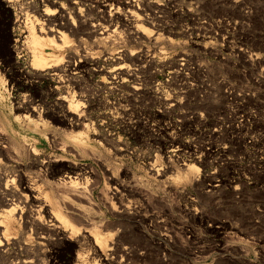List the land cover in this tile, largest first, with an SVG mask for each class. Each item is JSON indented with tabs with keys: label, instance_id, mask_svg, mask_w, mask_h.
I'll return each mask as SVG.
<instances>
[{
	"label": "rangeland",
	"instance_id": "1",
	"mask_svg": "<svg viewBox=\"0 0 264 264\" xmlns=\"http://www.w3.org/2000/svg\"><path fill=\"white\" fill-rule=\"evenodd\" d=\"M128 1L142 9V32L125 21ZM59 8L109 35L61 29L69 44L44 49L70 65L56 77L33 70L22 40ZM63 96L84 106L79 145L53 121ZM29 100L43 113L35 129L18 117ZM0 135L11 156H0V176L26 175L70 220L66 239L46 231L47 215L46 230L31 227L37 204L1 183L0 212L24 213L10 233L1 227L0 264H102L103 233L114 264H264V0H0ZM65 175L79 176L78 198L60 194ZM122 204L141 216L117 214Z\"/></svg>",
	"mask_w": 264,
	"mask_h": 264
},
{
	"label": "bare ground",
	"instance_id": "2",
	"mask_svg": "<svg viewBox=\"0 0 264 264\" xmlns=\"http://www.w3.org/2000/svg\"><path fill=\"white\" fill-rule=\"evenodd\" d=\"M125 3H126L125 4L126 7L129 8V11L125 15V21L127 22V24H132V25L134 24L133 30L136 33L142 32L143 26L140 23H142L144 21V19L139 14V12L142 11V9L137 8L138 11L132 9V7H134V4H132L131 1H128V2H125ZM40 16H42V18L44 19V22L45 21H48V22H46V23H44V22L36 23L37 25H33V24L30 25L28 34L26 36H24L23 40H22L23 41L22 46L27 47L28 50H30V52L32 53V57H33L32 68H33V70L37 71L38 73H40V71L48 70L49 72L52 73V74L50 73L52 76L59 77V74L63 70H65V67L66 66H70V65H66L65 62L63 63L62 61H59V59L56 58L54 55H51V54L45 55L44 54V49L46 48V46L52 48L53 50H63L69 44L70 40H69L67 34L65 32H63L61 29H67V28L71 29V32H72L74 37H76V36L80 37L82 35V33L84 31L82 28H86L88 30V32H90L89 35L92 36V38L93 37L97 38L99 35H104V34L109 35L108 31L107 32L106 31H101V28H102V27L100 28L101 25H99V26L98 25H92L91 22H85V21L81 22V17H80L79 14H76V18H77L78 21H76V20H75V22H74V20L72 21L70 19V15L65 11L64 8H59L58 10H56L55 13H53L52 18H49V17H51V15L49 14V12L47 10H45L44 13H42ZM147 19H146V24H149V27H150V24H158V23L155 22L156 19H154L155 21L153 20V18H152V20H150V19L147 20ZM46 24L47 25H49V24L50 25L58 24V25L50 27V26H46ZM16 26H17V24H16ZM151 27H154V26H151ZM146 31H148L147 28H146ZM92 33L94 35H91ZM156 33L157 32H153V36H157ZM95 35H97V36H95ZM107 37L108 36L98 37L97 39L104 40ZM155 40H159L158 36L155 38ZM13 41H15V43H16V45L14 44L15 45L14 50H17L18 49L17 45L19 44V42L17 40H13ZM11 48L13 49V47H11ZM14 50H13V52H14ZM10 52L12 53V50ZM2 53H4V52H2ZM48 60L52 61L53 63L51 64V66L46 67L48 65V62H47ZM44 67H46V68H44ZM125 69L126 68L122 65V66H119V67L113 69L111 71V73L119 74V73H122L123 70H125ZM29 101L31 103H28V104H25V105H22V106L20 105V111H23V112L18 117H19V119L22 122H26L27 123V125L29 126L28 127L29 129H32V128L35 129V128H38V126H41V123L45 124L44 121H42L43 120L42 119L43 118V116H42L43 113H42V111L39 110L37 105H34L32 103L33 102L32 100H29ZM58 103L60 105L59 111H58V113H53V118H54L53 121H55L56 123L66 127V129H69L71 131L70 132V137L72 138V140L76 144L79 145L80 143H82V139L84 138L85 135H87V132H88V129H87L88 125L85 123L86 119H85V115H84V112H85L84 106L82 104H78V103L77 104H73L74 102L73 101H68L66 96H63L58 101ZM48 118H50V117H47V119ZM3 142H4V140H3ZM6 147L7 146H4L3 144H0V156H3V159L7 162V161L11 160V156H9L10 158L6 156L8 154V152H7V154H5L6 151H7ZM4 165H6L5 162H4V164H0V167H3ZM1 169H3V168H1ZM1 169H0V171H1ZM190 170H192V169L190 168ZM47 171H48V169H47ZM154 172L155 171H153V173ZM161 175H163V174L161 173ZM158 176H160V175H158ZM182 176H184L183 179H186V177L188 175L184 174ZM78 179H79V176H76V175L75 176L65 175V176L61 177V179L58 180L59 184H60V189L62 188L61 191H60V194L62 196H65V195L77 196V198H78L79 194H81V193H79L80 192V190H79L80 188L78 186H81V184H82V183H80L78 181ZM16 180L18 181V184H19L18 186L21 187L20 189H17L14 186V183L16 182ZM81 180H84V178L81 179ZM1 183H6L7 186L10 187V188L6 189L7 192H8L7 195L10 196V198H15L14 200L18 199L20 201V203H22L21 200L24 199L25 202H27V203L30 202V201H33V202H35L37 204L36 210L30 211L28 213V215L26 216V219L30 220L31 227H34V228H36L38 230L42 229V228L44 230H46V228H47L48 230H46V231H52L53 232V233L51 232L52 236L54 234V235H56V237L62 235L65 239L68 238L65 228H66V225L69 224L70 220L56 206L57 204L55 203V197L54 196H52L51 202H48L47 197L46 196L45 197L42 196V190L40 189V187H36V184H32L30 182V180L27 178V176L26 175H22V173H20V175L19 174L14 175L13 173H12V175L11 174H4L3 176L1 175L0 176V184ZM83 183H84V181H83ZM81 187H83V186H81ZM110 191L112 192V190H110ZM113 193H114V191H113ZM119 193H120V191H119ZM113 195H115L117 197L118 196V192L114 193ZM57 198H59V197H57ZM8 201H10L11 204L13 203L12 202L13 200L11 201V199L8 200ZM127 202H130V201H127ZM23 205H24V202H23ZM142 205H144V207H145V204H142ZM121 206H122V208L120 206H118V207H120V210L122 209L120 212H117V211H114V212H117V214L121 213V212L122 213L124 212L123 214L127 215V213L128 212L130 213L131 210H136V208L130 210V206L129 205L122 204ZM16 207L19 208L18 206H16ZM132 207H134V206H132ZM144 207H143L142 210H144ZM27 209H28V207H27ZM19 210H20V213H22V214L24 213L21 209H18V210L14 209L13 212H10L9 210H6V211L2 210V212H0V217H2L3 223H4L3 226L0 225V230H1V227H3V232L4 233H10L12 231V229H13V216H14V213L17 215ZM75 212H77V211H75ZM111 212H113L112 209H111ZM79 214H81V213H79ZM130 214L132 215V217H134V216L135 217H139L138 216L139 212H136V213L133 212L134 216H133L132 213H130ZM44 215H47L48 219L50 221L48 227L46 226V228L44 227V224L42 222V218L44 217ZM24 216H25V214H24ZM127 216L130 217V215H127ZM145 216L146 215H142V217H145ZM116 217H117V215H116ZM135 217H134V220H135ZM143 220H146V219H143ZM82 222H84V221H82ZM84 223H83V225H84ZM93 224H95V223H93ZM85 225H87V224H85ZM93 227H96V226H91L90 228L86 227V229H84V231H83V234L80 235L81 236V240H78V241H82L83 239L85 240V239H88L89 237H91L92 236L91 235V228H93ZM119 230H120V228L118 229V231ZM107 235H110V234L109 233H106V234L103 233V236L102 237L100 236V240H97V242L95 241V247H96L95 248V252H96L95 254L99 257L98 261H100L102 264H114V262L112 263L110 261L109 255H114L116 250H115V248L112 245L109 247L110 244L109 245L106 244ZM98 236L99 235H97V237ZM117 238L119 239L120 237H117ZM53 239H52V241H53ZM97 239H99V237ZM4 240H6L5 237H4V234L0 231V256H4V247H5ZM48 240H43V241H48ZM55 241H57V239ZM75 244H77V243L75 242ZM121 248H123V247H121ZM127 250H128V248H127ZM123 252H126V251L122 250V253ZM80 262H82L80 260V258H77V263H80ZM32 263H34V262H32V260H24V261L21 262V264H32ZM4 264H15V263H9V262L6 263V261H5Z\"/></svg>",
	"mask_w": 264,
	"mask_h": 264
}]
</instances>
